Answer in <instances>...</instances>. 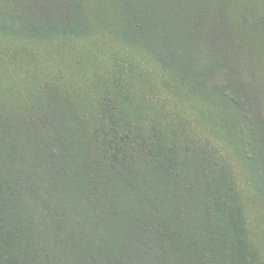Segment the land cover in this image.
Returning a JSON list of instances; mask_svg holds the SVG:
<instances>
[{
	"label": "trees",
	"instance_id": "1",
	"mask_svg": "<svg viewBox=\"0 0 264 264\" xmlns=\"http://www.w3.org/2000/svg\"><path fill=\"white\" fill-rule=\"evenodd\" d=\"M125 1H101L93 10L87 0H73V12L65 7L59 24L39 23L40 27L35 25L29 31L0 23V36L8 37L15 44L11 50L1 49V55L12 67L20 60L10 72L3 67L7 62H0V167L6 169L0 173V264H135L129 260L132 259L129 254L142 241L141 237L138 239L140 228L149 243L143 242L139 264H152L149 261L156 264H264V216H255V231L245 227L246 206L233 186L224 157L218 149L209 147V139L200 142L193 139L188 128L190 120L174 114V121L169 112L168 118L166 113L165 119H161L156 107L148 105L155 91L165 92L176 101L177 108L188 107L194 121L198 120L221 141L233 146L231 125L224 115L228 108H238L248 124L258 129L262 142L261 111L251 85L247 88L243 82H238L240 69L236 64L235 43L242 48L239 37L250 43L254 33L235 34L239 32L235 24L230 32L225 27L232 20L225 10L233 0L220 2L216 12L199 0H180L177 5L170 4L169 0H155L152 5L147 0ZM192 3L200 8L188 16V6ZM210 19L219 24L211 26L204 36L200 30L209 27ZM242 21L245 28L250 27L247 19ZM259 22L261 24L257 22L253 29L264 34V20ZM218 27L220 32L214 34ZM91 31L97 35L108 33L120 41L125 50L122 53L104 51V61H109L108 70L104 74L95 72L83 86L73 84L74 90L70 89L72 92L69 91L67 98L62 91H51L55 86L50 82V88L40 84L42 77H46L42 75V66L31 72L24 66L29 63L22 61L24 48H38L53 39L90 40ZM199 37H204L212 48L207 51L210 64L206 63L203 70L193 67L196 48L192 44ZM104 61L95 59V67L104 69ZM214 71L222 74V84H207L208 76H213ZM84 75L87 72L82 67L81 76ZM154 76L155 82L152 81ZM212 92L217 93V100L212 99ZM152 112L159 119L157 122L155 118H148V115L153 116ZM95 118L103 125H93ZM144 119L153 123L146 135L140 127ZM107 121L110 122L108 130ZM162 121L171 125L164 127ZM89 122H92L88 126L89 133L72 137L74 126L85 127ZM48 131L55 140H61L64 149L72 151L80 168L86 169L92 179L108 183L109 193L97 195L98 203L94 207V197L90 199L88 203L93 205H88V213L92 218L84 217L87 228L62 231L64 236L58 237L61 246L58 245V252L49 253L51 259L42 261L37 249L40 237L34 231V224L21 222L17 208L10 205L9 193L4 191L11 187L9 166L19 161L13 155L35 164L24 149L34 145L32 154L37 157L46 152L47 143L42 134ZM137 131L141 134L131 139L130 135ZM118 132L126 135L117 136ZM147 138L154 141L148 144ZM26 142L30 144H26L23 151L21 144ZM249 148L253 151L252 143ZM105 151L109 152L107 163L99 158ZM251 153L242 147L244 156ZM191 166L188 173L186 169ZM204 169H208V180L198 182L199 172L203 174ZM78 170L75 161L70 171ZM192 173L197 181L195 190L187 189L184 184L187 178L191 180ZM86 191L81 183L75 203L87 200L83 195ZM212 198L213 203L218 204L212 206L220 222L212 217L211 225H206L207 213L199 216L198 206ZM95 210L101 211V219L95 215ZM195 213L200 222L195 221L198 217ZM148 215L153 217L150 225ZM96 219L100 222H95ZM65 225L63 223L62 227ZM88 229L97 233H90ZM42 239L44 247L55 246L47 234ZM131 240H138V245L130 248ZM153 245L154 250L148 255Z\"/></svg>",
	"mask_w": 264,
	"mask_h": 264
},
{
	"label": "rangeland",
	"instance_id": "2",
	"mask_svg": "<svg viewBox=\"0 0 264 264\" xmlns=\"http://www.w3.org/2000/svg\"><path fill=\"white\" fill-rule=\"evenodd\" d=\"M87 1L91 9L94 10L100 5L101 1L109 0ZM147 1L149 5H152L155 0ZM179 1L180 0H169V3L177 5ZM226 1L227 0H199L202 5L208 7L212 6L213 12H216L218 6L220 7V2L225 4ZM124 2L126 3L125 0ZM72 3L73 0H0V23L11 28H20L22 31H29V29L35 27V25L40 27L39 23L42 24L48 22L51 26H54L59 24V16L60 14H63L65 7H70L69 9L73 12ZM195 3L188 6V16L193 15L196 8H200ZM225 12H227L226 15L228 17L232 18V20H230V22L225 26L229 28V32L235 24V28H238L239 31L234 32L235 34H243L246 32L249 34L254 33V39L250 43L246 42L243 37H239L243 45L242 48H238L237 43H235L237 58L236 64L240 69V79H238V82H243L247 88L251 85L250 90L261 111L259 121L264 133V46L262 47L264 43V34H261L258 30L253 29L257 22L261 24L259 22L260 19L264 20V0H233V3L229 6V8H226ZM243 19L248 20L250 27L247 26L245 28L243 26ZM215 24L219 23L210 19L209 27H203L200 30L201 33L204 34V36L205 34L208 35L210 27ZM181 32H183V30H181ZM219 32L220 27L214 31V34ZM91 36L93 37L90 40H80L77 38L75 40L61 41L60 39H53L38 48L36 46H28L27 48L21 50V58H23L22 61L29 62L28 65L24 66H26V69L29 72H31L30 70H34L37 67L42 66L44 72L42 75H46V77H42L44 80H41L40 84L49 87L48 82H50L53 86H55V89H51L49 87L51 91H62L67 98L70 94V89L74 90L72 87L73 84L77 86L76 83H81L83 86L86 82L88 83L91 80V77H93L95 72H97L96 74H104V71L108 70L109 61H104L106 60V56L103 55L104 51H108V53L110 51H118L122 53L125 50L120 41L111 37L108 33L97 35L91 31ZM204 39V37H199L198 40L192 44L193 47L196 48L194 58L195 62L193 64V67L196 70H203L206 63L210 64V52L207 51H211L212 48ZM98 43L100 45H94ZM14 47L15 44L10 42L8 37L0 36V50H11ZM91 54H93L94 60ZM94 54H96L97 57H95ZM52 57H56L57 59ZM95 59L105 62L104 69L101 68L103 70L95 67ZM1 60L4 61L5 58L0 53V62ZM87 62H90L91 64L86 67L85 65H87ZM18 64H20V60H18L14 66H17ZM3 67L8 69L7 72L13 70V67L9 62L5 63ZM82 67H85L87 75L81 76ZM208 77V85H212L213 83L220 85L223 82L222 74L217 71L213 72V76ZM155 80H157L156 76L152 78V81L155 82ZM62 84L64 86H62ZM213 93L214 92L211 94L212 99L217 100V93ZM152 96L153 98L152 100H149L148 105L153 104L152 106L156 107L157 111L160 113L161 119H165L166 113L169 112L170 118L173 120L174 114H178L182 118L190 120L188 128L192 131L193 139L200 142L207 138L210 141L209 147L213 146L218 149L219 153L225 159L226 163L224 165L231 174V180L234 182L233 186L237 192H240V195L242 196L241 199L246 206L244 211L245 227L255 231L257 227L255 216L257 214L264 216V148H262L264 139L262 142L259 139L257 134L258 129L255 126L253 127L248 124V121L240 109L236 108L235 110L232 108L230 110L228 108V111L224 116L231 125V139L235 144V146H233L224 140L221 141L218 136H216L215 132L214 134L209 132L206 128H204L205 126L203 124L200 125L198 123V120L194 121V115L188 107L185 106V109L177 108L178 105L176 106V104H174L176 101H174L171 95H167L165 92L159 93L158 91H155ZM72 98L70 97V99ZM156 99H158V104L155 103ZM148 112L149 111H147V113ZM152 115L153 116L148 115V118H155V122H157L159 119L154 117L153 112ZM166 116L168 118V113ZM92 121L95 126L103 125V122L96 118L92 119ZM108 124H110L109 121L105 124L107 126V130L109 129ZM84 125L87 129L84 126L73 127V138H75V136L82 137L83 133H89L88 126L90 127L92 122H89V125ZM152 125V122L146 121L145 119L143 120V124L140 125V127L145 132V135L146 133H149ZM162 125L166 127V125L170 126L171 124L168 121H162ZM92 127L90 131H93ZM113 128H116V125ZM86 130L88 132H86ZM48 132H43L42 134L45 136L47 151H43L38 157L32 154V146L34 145L24 149L26 144L29 142L21 144L22 150H25V155L34 160L35 164H29L28 162L23 161L22 157L19 155H13V157L17 158L19 161H17L14 165L9 166L11 187H8V191H4L9 193L10 205L17 208L16 210H18L17 212L22 218L21 222H30L31 224H34V231L40 237V241L37 243V249L40 253L42 261L50 260L52 257L51 255L58 252V237L63 238L64 236L62 231L69 229L71 232L87 228V221L84 217L87 215L89 218H92V214L88 213V205H93L92 203H88L90 199L94 197V207L98 203L96 198L97 195L100 193L102 195L109 193L107 186L108 183L106 181H104L105 183H99L97 180L92 179L93 176H91L86 169L80 168L79 160L72 153V151L70 149H64L61 140H55L53 133L51 131ZM126 133H129L128 130H126ZM139 134H141V132L137 131V133L131 134L130 138L134 139V137ZM119 135L125 136L126 134L118 132L117 136ZM72 137H70L69 140L73 143L74 141L71 139ZM151 141H154V139L151 140L147 138L146 140L148 144ZM251 143L253 151L249 148ZM242 147L252 153L244 156L242 154ZM103 153L104 156L100 155L99 158L101 157L102 161L107 163L106 157H109V152L105 151ZM84 154L85 153L82 151V154H80L81 158L84 157ZM75 161L78 163L79 170L71 172L70 170L75 166ZM100 164L101 161L98 162L97 165ZM196 167L199 168V166ZM190 169H192V166L186 169V171L189 173ZM5 170L6 169L0 167V173L5 172ZM195 171L199 170L195 169ZM199 173L198 182H206L205 180L209 177L206 175L208 173V169H204L203 174L201 172ZM193 174L194 173L190 176L191 180L189 178L185 180L184 184L187 189H196L197 181L193 179ZM16 183H19V185L16 186ZM81 183L87 188L86 194H83L87 200L78 204L75 203L74 198H77V196L80 195ZM213 201V198L209 201L206 199L203 205L198 206L199 216L207 213L205 222L201 221L205 224L207 220H209L206 225H211L212 217L218 220L215 216L217 214V210L212 206L218 204L213 203ZM99 205L103 204L99 203ZM134 208H136L135 205ZM117 212L119 214L121 209ZM94 213L101 219V211L99 212L100 214L97 210H95ZM196 214L197 213L194 215ZM185 215L191 216L187 213H185ZM199 216L195 218L196 222H200ZM123 217L124 219H127L128 216L124 214ZM100 219H96L95 222H100ZM147 222H149L150 225L153 222V217L148 215ZM63 223H66L64 228L62 227ZM59 229H61V231H59ZM88 231L90 233H97L96 230L88 229ZM139 232L140 235L138 236V239L141 237L140 240H142L139 241L140 245L137 244L138 240L129 241L130 248L138 245V248L133 251L134 253L130 251L129 254L132 258L129 260L133 261L135 264H139L140 262L141 255L143 254L142 251L144 249V238H147L141 235V228ZM46 234L53 239L55 246H52L51 248L43 246L44 242L42 238ZM145 243H149V241H145ZM60 247L61 246L59 245V248ZM153 250L154 245L152 249L148 251V255ZM49 253H51V255ZM149 262L156 264L153 263V261Z\"/></svg>",
	"mask_w": 264,
	"mask_h": 264
}]
</instances>
